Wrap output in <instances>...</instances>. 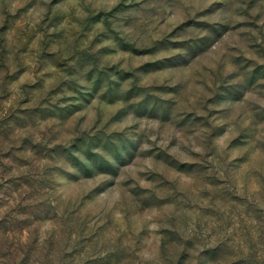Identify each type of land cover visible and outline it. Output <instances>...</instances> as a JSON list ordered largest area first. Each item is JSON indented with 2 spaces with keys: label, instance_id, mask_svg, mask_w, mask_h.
I'll use <instances>...</instances> for the list:
<instances>
[{
  "label": "rangeland",
  "instance_id": "374dc122",
  "mask_svg": "<svg viewBox=\"0 0 264 264\" xmlns=\"http://www.w3.org/2000/svg\"><path fill=\"white\" fill-rule=\"evenodd\" d=\"M0 264H264V0H0Z\"/></svg>",
  "mask_w": 264,
  "mask_h": 264
}]
</instances>
